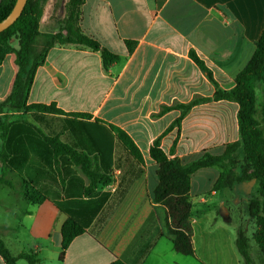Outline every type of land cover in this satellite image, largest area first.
Listing matches in <instances>:
<instances>
[{
    "label": "crops",
    "instance_id": "crops-1",
    "mask_svg": "<svg viewBox=\"0 0 264 264\" xmlns=\"http://www.w3.org/2000/svg\"><path fill=\"white\" fill-rule=\"evenodd\" d=\"M64 6L47 2L40 45L59 31ZM80 27L121 61L106 68L100 52L83 46L47 50L26 105L60 113L10 109L5 102L17 74L15 56L0 61V239L13 256L37 254V264L185 263L166 234L167 211L152 197L159 166L150 149L162 136L163 151L184 164L205 152L224 156L238 145L235 165L226 161L192 174L190 222L199 263L244 264L237 239L243 230L255 243L249 203L259 198L260 180L246 160L240 105L214 95L216 86L234 88L252 59L264 32V0H84ZM193 102L172 127L182 115L177 106ZM255 119L264 134L263 85ZM111 126L131 137L141 161ZM84 162L112 182L85 194L91 180ZM221 179L230 186L217 189ZM78 200L99 209L61 260L62 226L83 206ZM0 264H6L1 255ZM17 264L30 263L20 258Z\"/></svg>",
    "mask_w": 264,
    "mask_h": 264
},
{
    "label": "trees",
    "instance_id": "trees-1",
    "mask_svg": "<svg viewBox=\"0 0 264 264\" xmlns=\"http://www.w3.org/2000/svg\"><path fill=\"white\" fill-rule=\"evenodd\" d=\"M48 1L28 0L18 20L8 29L0 33V61L7 55L14 54L15 64L17 66L13 89L5 102L10 109L15 111L36 110L43 114L61 112V110L51 106L26 105L35 70L44 57V53L51 47L56 45H76L98 51L101 53L103 64L106 68L113 63L121 61L120 56L111 53L102 47L97 40L82 31L80 19L81 6L84 0L68 1L65 9L66 16L60 22L59 31L54 35L47 36L45 38L46 43L41 48L39 44V39L42 36L40 22ZM15 3L16 0H0V22L9 15ZM14 41L18 42V48L14 47ZM128 45L129 49L132 50L134 44L129 42ZM191 56L201 69L211 77L210 72H208L203 62L194 53ZM260 85L264 86V32L256 45L252 59L237 75L235 87L230 90H224L216 86L214 95L217 101L229 100L237 102L240 105L238 115L239 127L246 160L252 163L254 168L253 175L260 180L259 198L253 199L249 203L250 215L255 219L258 228L253 239L264 253V134L258 128V121L255 119L257 89ZM197 104V102H193L187 105H178L177 107L182 109V115L173 123L172 127L179 126L182 116ZM111 129L115 132L122 145L137 160L141 161V153L131 137L119 127L111 126ZM4 136L5 131H3ZM161 139L162 136L156 139L150 149L152 159L159 166V183L153 192V201L164 207L167 211L166 234L172 240L175 251L185 256H194L195 250L192 242L193 230L190 222L193 209L190 196L191 176L201 168L213 167L219 164L225 165L226 161L235 165L237 163L236 148L238 145L230 146L224 156L216 157L205 152L198 160L184 164L181 159L177 157L170 158L163 151ZM64 148L68 149L67 146H64ZM82 169L91 180L90 186L85 191V194L88 196L96 193L97 184L105 187L112 182L110 176L97 173L90 166L86 165L85 162L82 163ZM230 172L232 173L230 169H226L227 174ZM237 179L239 180L238 177ZM223 181L221 179L217 183V189L230 186V181ZM77 202L83 204V206H79V210H73L62 226L61 260L64 259L65 253L72 241L86 232L95 213L99 209L88 208L87 205L90 204L88 201L78 200ZM248 247L247 238L239 232L237 248L244 260V264H252L248 255ZM0 255L6 264H17L20 258L27 260L30 264H37L39 260L38 255L35 253L21 254L17 257L13 256L1 239ZM112 264L124 263L116 260Z\"/></svg>",
    "mask_w": 264,
    "mask_h": 264
},
{
    "label": "rangeland",
    "instance_id": "rangeland-1",
    "mask_svg": "<svg viewBox=\"0 0 264 264\" xmlns=\"http://www.w3.org/2000/svg\"><path fill=\"white\" fill-rule=\"evenodd\" d=\"M59 5L62 3L63 5H65L63 8H62V13H63V18L61 20H63L66 16V12H65V9H66V4L68 3L69 0H57ZM65 33V32H64ZM16 41H14L15 43ZM17 43V42H16ZM46 43V40H42L41 42V48L45 45ZM107 215V212L105 214H103V216L99 219V222H102L104 220V218L106 217ZM251 230V229H250ZM247 232V231H246ZM245 231L241 230L240 233L242 235H244L246 238H247V241H248V255L250 257V260L252 262V264H264V253L260 250L259 246L256 244V242H251L250 239H249V235L248 233H246ZM169 257V255H167ZM179 257L180 259H183L185 260L186 262L183 263V264H201L199 263L194 257L192 256H184V255H181L179 254ZM182 264V262H181Z\"/></svg>",
    "mask_w": 264,
    "mask_h": 264
},
{
    "label": "water",
    "instance_id": "water-1",
    "mask_svg": "<svg viewBox=\"0 0 264 264\" xmlns=\"http://www.w3.org/2000/svg\"><path fill=\"white\" fill-rule=\"evenodd\" d=\"M28 0H16V3L9 15L0 22V33L12 26L21 16Z\"/></svg>",
    "mask_w": 264,
    "mask_h": 264
}]
</instances>
